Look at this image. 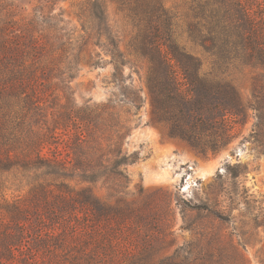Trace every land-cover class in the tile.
Returning <instances> with one entry per match:
<instances>
[{"label":"trees","instance_id":"obj_1","mask_svg":"<svg viewBox=\"0 0 264 264\" xmlns=\"http://www.w3.org/2000/svg\"><path fill=\"white\" fill-rule=\"evenodd\" d=\"M62 1L0 0V264H252L246 251L264 228L253 195L243 202L249 216L234 197L214 204L229 218L184 202L218 225L183 228L192 239L163 255L170 243L144 217L149 206L128 201L127 167L141 159L129 145L142 96L127 80L120 99L102 104L80 105L73 93L82 61L97 68L110 57L114 77L130 63L109 26L106 0H86L79 34L61 18ZM116 1L138 30L135 54L149 62L152 121L199 153L221 152L246 117L237 90L202 74L200 59L178 46L162 0ZM190 1L187 34L219 70L264 68V0ZM253 98L252 138L264 154L262 80ZM241 168L230 166L233 178ZM10 191L19 194L9 198ZM255 258L264 264V247Z\"/></svg>","mask_w":264,"mask_h":264},{"label":"rangeland","instance_id":"obj_2","mask_svg":"<svg viewBox=\"0 0 264 264\" xmlns=\"http://www.w3.org/2000/svg\"><path fill=\"white\" fill-rule=\"evenodd\" d=\"M85 3L86 0H65L58 5V12L66 26L77 34L82 29L79 14ZM162 3L174 17L173 38L178 46L200 59L202 74L209 79L230 83L241 98L246 117L233 125L234 138L227 147L218 154L199 153L171 137L164 126L152 121L151 97L147 85L149 62L135 54L132 44L138 30L128 12L116 0H106L108 23L119 40L122 55L130 63L125 66L124 73L120 70L117 77H114L115 66L110 62V57H106L105 64L97 68L82 61L72 87L80 105L88 102L102 104L110 99H120L125 80L142 96L143 107L137 116L140 118L139 126L133 130L129 145L130 151L141 152V159L127 167L130 178L128 201L134 202L139 208L149 206L144 217L165 231L166 241L170 243V247L163 252L167 256L177 246L192 239V232L183 228L214 230L218 225L207 213H197L188 207L185 210L184 202L191 207L209 206L229 218L230 212L215 207L217 201L228 202V198L234 197V207L249 216L243 202L244 199L254 197L264 210V154L252 138L257 123L253 89L257 80L264 82V68L238 63L219 70L211 55L187 34L188 23L192 20L191 1L162 0ZM26 7L31 10V5ZM237 165L242 167L237 170L240 175L233 178L230 166ZM7 194L11 198L13 194L17 196L19 193L10 191ZM250 195L253 197L250 198ZM238 214L236 209L234 215ZM226 226L230 229V225ZM261 247H264V228L254 236L252 246L247 248L246 254L252 264H258L255 254Z\"/></svg>","mask_w":264,"mask_h":264}]
</instances>
